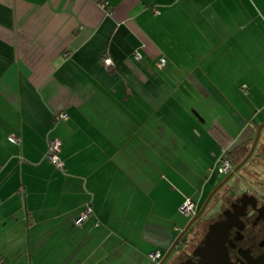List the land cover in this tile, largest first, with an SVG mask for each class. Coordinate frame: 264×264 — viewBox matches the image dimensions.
I'll return each instance as SVG.
<instances>
[{"label":"crops","instance_id":"obj_1","mask_svg":"<svg viewBox=\"0 0 264 264\" xmlns=\"http://www.w3.org/2000/svg\"><path fill=\"white\" fill-rule=\"evenodd\" d=\"M262 125L264 0H0V264H146Z\"/></svg>","mask_w":264,"mask_h":264},{"label":"flooded vegetation","instance_id":"obj_2","mask_svg":"<svg viewBox=\"0 0 264 264\" xmlns=\"http://www.w3.org/2000/svg\"><path fill=\"white\" fill-rule=\"evenodd\" d=\"M245 177L226 183L204 216L175 235L161 264H264V182L253 187Z\"/></svg>","mask_w":264,"mask_h":264},{"label":"built area","instance_id":"obj_3","mask_svg":"<svg viewBox=\"0 0 264 264\" xmlns=\"http://www.w3.org/2000/svg\"><path fill=\"white\" fill-rule=\"evenodd\" d=\"M105 63L109 65V61L105 60ZM166 60L160 59L158 63V68L161 69L165 66ZM67 117L65 114H60L56 117V119L65 120ZM9 140L16 144L18 139L14 135L9 136ZM61 146L62 143L58 139H51L48 142L47 153H46V160L48 163L57 171L63 172V162L61 161L60 154H61ZM233 169L232 161L225 157H222L218 162L217 172L218 174L225 176L229 174ZM88 212L82 214L81 218L75 222L76 226H79L82 221L87 216ZM181 215L187 219L191 220L196 215V207L195 204L191 200H186L185 203L180 208ZM161 252L156 251L154 253L149 254L148 259L150 260L151 264H161Z\"/></svg>","mask_w":264,"mask_h":264},{"label":"rangeland","instance_id":"obj_4","mask_svg":"<svg viewBox=\"0 0 264 264\" xmlns=\"http://www.w3.org/2000/svg\"><path fill=\"white\" fill-rule=\"evenodd\" d=\"M254 140V139H253ZM264 142L258 143V147L256 146V149L249 159L248 163L243 167L232 179L229 181L227 185H235V183L239 180L240 177H245L244 180H248L247 182L251 186L260 185L264 182ZM224 157V156H223ZM248 172L252 173V175H248ZM228 175V174H227ZM225 175V176H227ZM245 175V176H243ZM224 176V177H225ZM224 177L219 176V179H224ZM257 187V186H255ZM214 201V199H212ZM213 201L209 205V207L212 205ZM177 219H179L180 223H186L188 220L185 219L182 215L176 216ZM131 264H140L138 262H131ZM146 264H151L150 260Z\"/></svg>","mask_w":264,"mask_h":264},{"label":"water","instance_id":"obj_5","mask_svg":"<svg viewBox=\"0 0 264 264\" xmlns=\"http://www.w3.org/2000/svg\"><path fill=\"white\" fill-rule=\"evenodd\" d=\"M264 129V125L259 126L258 129L256 130V135L254 137L253 143L251 145V148L248 152V154L246 155V157L244 158V160L234 169H232V171L223 179V181H221L211 192V194L209 195V197L207 198V200L205 201L204 205L202 206V208L200 209V211L188 222V224L186 225L184 231L182 233H184L192 223H194L195 221L199 220L201 217L204 216L205 211L208 207V205L210 204L213 196L226 184L228 183L244 166L245 164L249 161V159L251 158V156L253 155L256 146L260 140V136H261V132ZM181 233V235H182ZM170 252V251H169ZM169 254V253H168ZM167 254V256H168ZM167 256H165V259L167 258ZM163 263V262H162Z\"/></svg>","mask_w":264,"mask_h":264},{"label":"trees","instance_id":"obj_6","mask_svg":"<svg viewBox=\"0 0 264 264\" xmlns=\"http://www.w3.org/2000/svg\"><path fill=\"white\" fill-rule=\"evenodd\" d=\"M253 143V139L249 142H244L240 145H238L237 147H235L234 149L230 150V151H227L225 154H224V157L227 158V159H230L232 161V166H233V169L235 167H237L243 160L244 158L246 157V155L248 154L250 148H251V145ZM259 145H260V142H258ZM258 145V144H257ZM264 146V145H263ZM258 147V146H257ZM248 163V162H247ZM246 163V164H247ZM245 164V165H246ZM245 167V166H244ZM264 167V166H263ZM218 194H219V191L213 196L212 199H214V201L216 200V198L218 197ZM213 200H211L212 202ZM213 201V202H214Z\"/></svg>","mask_w":264,"mask_h":264}]
</instances>
